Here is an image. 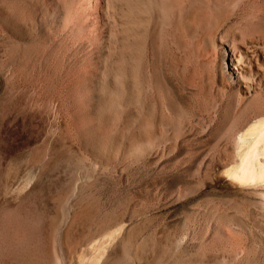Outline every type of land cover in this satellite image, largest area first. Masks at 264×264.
Returning a JSON list of instances; mask_svg holds the SVG:
<instances>
[{"label":"rangeland","instance_id":"rangeland-1","mask_svg":"<svg viewBox=\"0 0 264 264\" xmlns=\"http://www.w3.org/2000/svg\"><path fill=\"white\" fill-rule=\"evenodd\" d=\"M175 1L152 63L140 72L150 81L135 90H99L96 52L49 24L35 27L42 44L23 72L0 70V169L15 160L9 187L26 173L41 177L38 196L19 210L22 241L9 243L13 255L22 248V264H52L54 256L62 264H264V181L244 185L227 174L238 159L235 137L262 117L264 95L238 103L210 64L206 42L222 31L210 24L213 9L206 0ZM260 4L237 11L234 30H245L246 16L263 15ZM108 95L123 100L109 113ZM54 115L60 129L50 164H29L26 143L34 147ZM145 132L152 142L132 150ZM259 158L264 164V151ZM64 178L70 190L78 182L77 196H60ZM4 203L0 218L12 214Z\"/></svg>","mask_w":264,"mask_h":264},{"label":"bare ground","instance_id":"bare-ground-1","mask_svg":"<svg viewBox=\"0 0 264 264\" xmlns=\"http://www.w3.org/2000/svg\"><path fill=\"white\" fill-rule=\"evenodd\" d=\"M255 1L264 4V0ZM205 2L209 4L207 8L213 9L212 14L209 15L211 26L214 30L222 28L221 34H217L210 40L206 38L208 39L206 44L209 43L213 50L214 57L210 64L215 78L235 92L239 104H250V101L257 99V96L264 95V14L259 17L254 13L246 16L249 24L245 30L236 31L233 25L235 20L232 17L237 11L244 14L243 8L251 5L253 0H206ZM179 4L180 1L175 0H0V55L7 60V63H0V70L6 69L11 74L21 72L23 61L26 63L27 58L30 60L29 57L35 54L42 44L39 30L37 31L35 27L49 24L57 27V30L59 29L67 36L80 37L88 44L89 49L96 52V64L97 68H100L96 72V85L99 90L111 94L117 91L135 90L138 83L150 81L147 77L143 79L140 72L144 73L147 66L151 65L157 31L161 29L160 26H166L167 19L173 15ZM41 29L43 31V28ZM28 62L30 61L26 64H29ZM24 66L27 67V65ZM31 77L26 79L28 87L31 86ZM18 78L13 81L11 79V82L18 83ZM122 102L120 95H108L103 98L102 106L106 107L108 104L105 110L113 106L118 108ZM254 111L253 113L256 112ZM261 116L235 137V143L239 148L238 159L237 163L228 169L227 174L244 185H259L264 181V164L259 158V154L264 151V113ZM55 118L54 115L51 121H48L34 147L30 140L26 143L25 161H29V164L41 162L43 167L45 164H50L47 157L50 149L56 146L59 139V125H56ZM140 120L143 118L141 117ZM146 134L145 132L144 137H139L137 143L130 148L138 150L148 146L154 135ZM45 160L47 162H44ZM66 161L69 162V160ZM2 162L3 160L0 164ZM68 170L70 167L66 166L65 172ZM28 174L26 173L18 184L9 187V180L16 176L15 160L10 157L4 169H0V198L2 201L5 200L2 211L12 213L1 215L0 218V264H12L13 260H15L14 264H22V248L17 247L13 255L9 243L13 240L17 244L21 243L24 236V224L19 210L30 197L38 196L35 187L41 177L38 176L39 178L35 181V173ZM69 180L70 178H64L63 190L58 189L60 196H77L75 191L78 182L73 188L71 187V191ZM7 228H13L14 239L6 232ZM62 247L64 246H59L60 255L63 254ZM100 249L102 250L101 247ZM97 254L99 255V252ZM47 259L49 260L50 257ZM58 259L59 256H54L50 261H53L52 264H62L63 262Z\"/></svg>","mask_w":264,"mask_h":264}]
</instances>
